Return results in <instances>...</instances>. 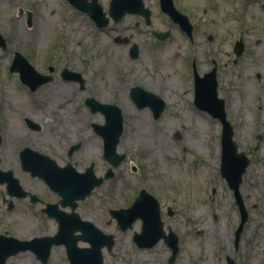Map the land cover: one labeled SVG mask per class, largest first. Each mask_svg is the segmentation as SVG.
<instances>
[{"label":"rangeland","instance_id":"374dc122","mask_svg":"<svg viewBox=\"0 0 264 264\" xmlns=\"http://www.w3.org/2000/svg\"><path fill=\"white\" fill-rule=\"evenodd\" d=\"M109 2L98 0L104 12ZM143 2L151 11L150 26L132 15L118 25L110 21L107 27L97 28L89 16L73 9L67 0H0V34L10 42L9 52L24 50L25 57L39 71L53 61L57 67H71L84 79L82 90L77 83L59 80L34 93L22 87L24 93L19 94L24 101L25 113L38 109L37 116L44 125L54 123L59 126L57 121L65 115L72 119L69 127V132L73 133L72 142L78 140L77 133L80 132L84 146L76 156L79 163L72 162V165L83 170L93 161L96 175L102 176L109 167L102 157V141L93 135L84 119L99 124L104 121L99 113L89 114L83 100L94 98L100 103L122 107L123 133L116 150L124 153L126 158L114 169V177L104 181L79 202L77 208L82 219L91 221L104 233L114 235L112 253L103 251L104 264H168L171 251L162 240L151 248L136 247L132 237L140 232L141 222L136 221L130 229L121 231L108 212L109 209L129 207L141 189L156 198L162 221L167 219L166 225L180 234L174 264H206L210 260L225 264V256L234 259L233 264H264V142L254 157L260 162L257 163L260 169L258 184L255 188H244L243 183L240 188L242 194H246V189L249 193L244 206L248 218L235 252L234 231L240 213L218 172L221 125L206 112L200 113L192 106L188 108V94L182 99L177 96L184 91L179 85L183 65L182 55H179L182 39L178 26L161 12L159 0ZM173 3L179 10L189 9L200 26L202 52L208 59L235 38L225 33L224 24L216 21L211 25L209 13L197 9L204 4L203 0H173ZM28 13L32 15L31 26L25 23ZM136 22L140 25L137 29ZM151 31H168L170 36L159 41ZM129 33L132 35L130 44L137 45L139 51L135 60L127 56L130 44L114 41L118 36L128 37ZM208 35L215 38L217 46L208 45ZM5 54L0 52V58L4 59ZM144 78L149 80L143 81ZM161 84L164 92L158 95L167 104L161 116L153 120L148 108L138 110L133 106L127 91L139 85L157 93ZM61 106L66 107L58 108ZM236 132L235 137H238L241 131ZM246 132L248 144L254 145L253 135L261 131L249 129ZM50 146L64 147L65 143L58 139ZM40 187L42 193L48 192L43 183ZM212 189H215L214 193ZM168 208L174 211V217L166 215ZM93 213L100 216L94 217ZM56 230V222L39 209L7 210L0 203V234L7 233L23 241L52 236ZM6 264L42 263L32 252L26 251L8 258ZM45 264H68L64 248L53 247Z\"/></svg>","mask_w":264,"mask_h":264},{"label":"flooded vegetation","instance_id":"af4514ba","mask_svg":"<svg viewBox=\"0 0 264 264\" xmlns=\"http://www.w3.org/2000/svg\"><path fill=\"white\" fill-rule=\"evenodd\" d=\"M86 1L88 3L91 2V0ZM67 2L73 9L89 16L88 12L80 10L70 0H67ZM203 2L204 4L201 3V7L197 9H202L204 14L209 13L211 25L216 21L224 24L227 29L225 33H228L235 38L230 39L225 49L218 53H212L208 59L202 52V43L200 42V39L203 33L200 26L193 19V15L189 13V9H177L180 14L187 17L188 23L191 25V30L188 32L184 26L182 27L175 23L178 26L180 37L182 39V43L179 45V55H182L181 60L183 71L180 73L179 85H182L184 90L180 93L181 95L178 94L177 96L182 99L184 94H188L189 101H187L186 106H192L194 110H198L200 113L206 112L214 120H217L222 128V122L218 118L212 116L208 111L202 109L196 99V90L198 87L197 81L206 78L209 74L212 76L211 83H214L215 85L216 98L223 99L225 120L233 131V139L237 145L238 152L242 153L248 159V164L241 176V182L238 186V195L240 202L244 207L246 200L249 198V193L246 189V194H242L240 188L243 183L244 188L247 186V188H255V185L258 184L257 179L259 177L258 174L260 169L257 163L260 164V162L256 161L254 157L259 152L261 144L264 142V0H203ZM159 7H161L160 2ZM105 13L109 16L108 9ZM132 15L139 18L141 23L145 26L151 25V11L149 23H147L146 19L139 14H125L118 22H114L113 20L112 22L115 25H118ZM25 23H27V18ZM139 26V22H136V29ZM151 32L155 39L159 41L167 39L170 36V33L167 31L169 33L167 38L158 39L155 36L156 31ZM131 36L130 33L128 37L126 35H123V37L118 36L114 41L116 43L130 44ZM2 39L4 41V46H0V52L6 54L4 59L0 58V170L5 172L7 177L4 182L0 184V203L4 205L7 210L16 208L39 209L42 213V210L48 205H57L60 210L63 209L64 211H68L69 206H62L60 201L61 198L57 193L49 188L40 177L32 175L31 172L25 168L27 167V164L24 163V158L33 160L35 164L37 161L40 162L41 156H44L49 160L54 161L60 168L67 165L73 166L72 162H75L76 164L79 163L76 160V156L80 153V149L81 151L84 149V146L82 145L83 139L80 136V132H78V140L72 142L73 133L69 132L72 119L67 115L57 121L59 126L54 125V123L44 125L42 119L37 116L38 109H35L26 115L24 101L20 94L24 93V88H26L28 92L34 93L46 84L55 83L56 80H59L62 83H77L79 90H82L84 87V79L81 73L75 71L71 67L66 65L57 67L53 64V61L52 63H47L45 67L39 71L25 57L26 53L24 50H13L9 52L8 46L10 42H8L3 36ZM207 40L209 42L208 45L211 47L218 45V43L215 42V38L211 35H208ZM133 45L135 44H130L127 51V56L131 60H135L139 55L137 47V57L132 58L130 56V49ZM15 57L22 58V61L23 59H27L39 75L48 76L49 80L39 85L35 90H32L22 80L21 65L20 67L14 66ZM148 80L149 79L147 78L143 79V81ZM133 88H139L142 91L159 98L164 103V109L161 114L164 112L167 101L158 95V93L164 92L163 84L158 87L159 89L157 93L151 92L148 88L139 85H134L127 91V96L133 106L138 110L148 108L152 113L151 115L153 118V111L150 106H137L136 102L131 97ZM88 101L89 98L83 100L88 113L91 115L96 113L101 114L104 123L99 124L89 118H85V124L90 125L93 135L101 139L102 157L103 160L107 162L104 155V139L101 136L99 129L105 126L106 116L101 110H95L90 106ZM100 104L116 107L119 109L120 115L123 119L122 107L120 108L114 104ZM64 107L66 106L58 108L62 109ZM249 129L261 131L260 133H255L253 135L255 141L254 145H249L248 137L245 136L247 135L246 131ZM236 131H241L240 133L238 132V137H235L237 133ZM58 139L65 143V146H57L56 148L51 147L50 144ZM119 140L120 138L116 144V149ZM42 145L47 146V148L42 149ZM89 167H91L97 178H104L107 171L111 169L109 165L103 175L98 176L94 171L95 163L93 161L85 166L83 170H77L75 167L74 168L78 172H85ZM252 167H255L254 171H252ZM114 169L115 168L111 169L113 173L111 178L114 177ZM262 170H264V168ZM218 172L220 175V163ZM111 178L104 179L99 186L93 188L90 195L96 188L100 187L104 181ZM222 179L232 193L233 204L238 208L234 191L229 187L227 180L224 178ZM41 183L46 185L48 192H41ZM212 192L214 193L215 189H212ZM244 209L248 214L247 209L245 207ZM111 210L113 209H109V214ZM159 211L161 218L160 204ZM174 214L175 213L172 209H167L166 215L168 217H174ZM93 216L99 217L100 215L98 213H93ZM136 220L140 221V219ZM166 222H168L167 219L162 221L164 234L166 236H169L170 233L176 235L179 246V232L171 226L166 225ZM116 226L120 229L117 221ZM176 229H178V227H176ZM242 231L238 239L235 236L236 230L234 231L233 247L235 252H237ZM163 242L166 245L165 240ZM79 243L83 244L80 246L82 248L87 249L90 247V244L87 241H80ZM114 245L115 239L112 249ZM58 246L63 247V245ZM105 247L106 246L102 247V253L103 251H106L111 254L112 249L111 251H107ZM228 260H230V258L225 256V263H227Z\"/></svg>","mask_w":264,"mask_h":264},{"label":"water","instance_id":"95a60500","mask_svg":"<svg viewBox=\"0 0 264 264\" xmlns=\"http://www.w3.org/2000/svg\"><path fill=\"white\" fill-rule=\"evenodd\" d=\"M70 1L80 10L88 12L98 27L107 26L109 18L106 17L97 0H91L90 3L86 0ZM160 5L162 11L174 23L182 27L184 26L190 32L191 25L188 23L187 17L178 12L172 0H160ZM108 14L114 22H118L125 14H139L146 19L147 23L150 22V11L144 8L142 0H111ZM27 24L30 25V14H28ZM155 34L159 39H164L169 35L168 32ZM0 46H4L1 36ZM130 56L132 58L137 57L136 45L131 47ZM21 59L15 57L14 66L20 67L21 65L22 80L32 90H35L39 85L49 80L48 76L39 75L26 59H23V61ZM211 79L212 76L209 74L206 78L197 81L196 99L202 109L218 118L223 125L220 171L222 177L227 180L229 187L234 191L240 209V224L235 232V236L238 239L247 219L246 211L238 195V186L248 164V159L242 153L237 152V146L232 140L233 131L225 120L224 102L216 98L215 85L211 83ZM131 97L138 107L150 106L155 119L160 116L164 109V103L159 98L139 88L132 89ZM88 104L95 110H101L106 116L105 126L99 128L100 134L104 139V155L105 159L113 167H117L125 158L124 154L116 153V144L122 134V116L120 115V111L114 106L102 105L92 99H89ZM24 163L27 164L25 168L32 175L40 177L53 191L61 196L62 206H69L71 212L65 213L60 211L57 205L48 206L43 210V212L49 217L54 218L58 223L57 232L52 237H40L33 238L30 241H20L13 237L0 235V264H5L8 257L26 250H31L42 263H46L51 247L60 244L65 246L70 264H103L101 249L103 246H106L108 251L111 250L114 244L113 236L104 234L91 222L82 220L75 210L78 201L88 196L91 190L99 186L104 179L113 176L112 170L109 169L104 178H97L91 167L87 168L84 173H78L71 165L60 168L54 161L44 156H41L40 162L37 161L35 164L33 160L24 158ZM6 177L7 174L0 171V183H3ZM110 213L116 219L121 230L130 228L136 219H141V232L134 234V243L139 248H150L161 238H164L166 244L172 250L168 263H174L178 252V240L172 233L169 236L164 235L160 220L159 204L152 195L145 190H141L129 208L110 211ZM76 232H80V234L76 235ZM80 240L89 242L91 247L87 249L79 248L77 243Z\"/></svg>","mask_w":264,"mask_h":264},{"label":"bare ground","instance_id":"6f19581e","mask_svg":"<svg viewBox=\"0 0 264 264\" xmlns=\"http://www.w3.org/2000/svg\"><path fill=\"white\" fill-rule=\"evenodd\" d=\"M127 105V104H126ZM129 111V110H128ZM130 112V111H129ZM190 129V128H189ZM141 136V138L144 140L143 142H145L146 141V139L142 136V135H140ZM206 264H215L214 263V261L213 260H210L209 262L207 261L206 262Z\"/></svg>","mask_w":264,"mask_h":264}]
</instances>
